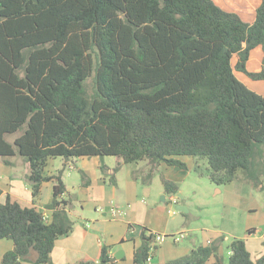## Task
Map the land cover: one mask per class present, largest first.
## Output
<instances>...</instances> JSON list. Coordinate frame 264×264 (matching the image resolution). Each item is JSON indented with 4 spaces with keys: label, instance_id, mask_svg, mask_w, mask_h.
<instances>
[{
    "label": "trees",
    "instance_id": "16d2710c",
    "mask_svg": "<svg viewBox=\"0 0 264 264\" xmlns=\"http://www.w3.org/2000/svg\"><path fill=\"white\" fill-rule=\"evenodd\" d=\"M256 46L264 50V0L252 22L214 0H0V157L23 158L32 197L29 206L9 194L0 201V239L12 241L0 264L31 251L35 264H49L56 239L73 229L62 169L44 174L52 158L115 156L109 175L100 165L115 185L123 164L148 160L149 181L160 162L183 168L179 156L201 157L212 183L263 189L264 96L234 72L264 79L246 69ZM45 181L47 217L35 206ZM162 184L177 193L173 181ZM154 236L141 229L133 264H147ZM228 247L226 260L215 241L163 264H264L243 238ZM112 260L102 245L98 260L73 264Z\"/></svg>",
    "mask_w": 264,
    "mask_h": 264
},
{
    "label": "rangeland",
    "instance_id": "374dc122",
    "mask_svg": "<svg viewBox=\"0 0 264 264\" xmlns=\"http://www.w3.org/2000/svg\"><path fill=\"white\" fill-rule=\"evenodd\" d=\"M249 79L251 80L250 77ZM255 81L264 82V79ZM85 89L87 94H92V76L86 79ZM15 135H8L7 139L11 141ZM15 155L13 156L22 160L23 163L17 164L14 171L19 181L26 186L27 191L31 194L29 183L25 178L27 165L20 155ZM13 156L6 159L10 161L11 158H14ZM84 157H88L86 159L98 157L101 159V164H104L102 160L105 158L106 162L113 166L116 165L117 160L115 156H82L69 160L56 157L50 159L52 162H49L44 168V174H51L47 172L48 169L54 173L62 169L61 178L66 185L64 197L70 200L68 214L71 212L69 217L73 220V226L75 219L79 220L74 217V214H80L86 221L94 215L100 216V213L93 209V206L98 203L90 202L87 199L86 204H79L77 201V196H83L80 184L82 183L81 173L85 174V172L78 170V166L81 164L80 158ZM178 158L184 162L185 167H166L163 162H160L153 169L149 181H145L148 160H139L124 165L123 174H120V186L116 192L118 196L113 199L112 205L115 208L119 207L125 213L133 210L134 216L131 220L136 225L142 226L145 234L152 231L154 234L165 235L164 240L161 241L162 246L168 245L174 249V252H189L193 247L213 237L226 260L228 246L234 236L244 234L246 232L245 225L249 220L262 215L263 207L259 208L257 213H250L247 207L264 204V188L254 189L239 178L235 179L231 186L216 185L209 180V167L205 158L193 156H179ZM8 168L10 165L0 157V171ZM100 173L103 174L101 171ZM162 177L169 178L177 185L176 203L172 202L169 194L165 193ZM130 179L133 180L132 183H129ZM162 195H164V200L161 198ZM21 200L24 202V198ZM106 202L105 208L108 210L112 205L111 201L107 200ZM174 204L185 206L187 211L183 213L176 210ZM81 205L84 206L83 209ZM179 232L186 233V236L175 241L174 238L178 237ZM219 234L222 238L217 237ZM151 253L152 264H159V254L153 255V250ZM253 256L255 255L253 254Z\"/></svg>",
    "mask_w": 264,
    "mask_h": 264
},
{
    "label": "crops",
    "instance_id": "0c3cea01",
    "mask_svg": "<svg viewBox=\"0 0 264 264\" xmlns=\"http://www.w3.org/2000/svg\"><path fill=\"white\" fill-rule=\"evenodd\" d=\"M214 2L224 10L236 12L246 22L253 21L255 10L260 4V0H214ZM235 60L236 57L233 56V64L235 63ZM246 69L248 71H264V50L261 46H256L250 51L249 58L246 62ZM234 72L236 77L248 88L264 95L263 81H255L257 79L252 80V78L251 81L245 73L237 70ZM86 158L88 157L80 158L81 164L78 166V170H83L85 172L86 184H80L83 196H77V201L79 204H86L87 199L90 202L98 203L93 206V209L100 213V216L94 215L90 218V220L88 219L86 221V219H83L80 214H74V217H77L79 220L74 218L75 224L72 231L68 235L61 236L56 239L50 254L51 262L49 264H73L81 259L96 261L99 258L100 248L102 245L109 246V253L113 259L111 264H133V253L134 249L140 244L142 226L136 225V223L131 220L134 216V213H132L133 210L125 213V211L119 207L115 208V206L112 205L113 199L118 196L116 192L120 186V174H123L124 165L126 164H123L118 168L116 173V184L113 185L108 181V176L105 175V173L109 175L112 172V167H114L113 164L106 162L104 158L102 162L107 166V169L105 173L101 174V159L98 157H90L91 159ZM49 162L52 161L49 160L47 164H49ZM21 163H23V161L18 158L16 159V157L11 158L9 161L10 168L0 171V188L2 189V193L0 195L1 202H3L6 195L9 194L12 199L17 200L22 205H32L31 194L27 191L26 186L19 181L16 172L14 171L15 166ZM163 163L166 167H174V165H167L165 162ZM147 166L149 167L150 164H147ZM47 172L51 174L54 173L49 169ZM132 182L133 180L129 181V183ZM232 183L233 181L224 185L231 186ZM52 185L53 182L51 181L43 182L41 184L38 198L39 202L36 201L35 203V206L43 211L46 217L49 215V212L45 209V205L51 200ZM171 195L172 194H169V196ZM62 196L63 198H66L64 197V194ZM21 197L24 198V202H22ZM107 200L111 201L112 205L108 210L105 208ZM262 207V215H260V217H255L254 219H250L245 225L246 232L244 234L234 236L235 238H243L245 240L246 248L250 252L252 259L258 258L264 252V204H260L259 206L251 205L247 207V210L250 213H257L258 209ZM81 208L83 209L84 206L81 205ZM112 209L120 212L113 215L111 213ZM70 213L71 212H69V214ZM220 236L221 234L217 237ZM213 241L215 242L213 237L208 238L202 244H210ZM156 245L158 248L153 250V255L159 254V264H163L168 259L177 258L187 253L174 252L173 248L168 245H164V247L161 242L158 244L156 243ZM11 248V240L0 239V258L6 250ZM220 253L222 252L220 251ZM253 254L255 256H253ZM34 258L35 253L31 251L25 259L21 261V264H35ZM152 260L151 256L149 264H152Z\"/></svg>",
    "mask_w": 264,
    "mask_h": 264
},
{
    "label": "built area",
    "instance_id": "2783aa9c",
    "mask_svg": "<svg viewBox=\"0 0 264 264\" xmlns=\"http://www.w3.org/2000/svg\"><path fill=\"white\" fill-rule=\"evenodd\" d=\"M176 199H177V196H176L175 194H173V195L170 196V200H171L172 202L176 203ZM119 212H120V211H116V210H114V209L111 210V213H112L113 215L116 214V213H119ZM185 236H186V233H184V232H179L178 237H175L174 240H175V241H178V239H180V238H184ZM164 238H165V235H158V234H156V235L154 236V242H155V243H159V242L163 241ZM150 260H151V254H149V256L147 257V264L150 263Z\"/></svg>",
    "mask_w": 264,
    "mask_h": 264
},
{
    "label": "water",
    "instance_id": "95a60500",
    "mask_svg": "<svg viewBox=\"0 0 264 264\" xmlns=\"http://www.w3.org/2000/svg\"><path fill=\"white\" fill-rule=\"evenodd\" d=\"M178 196H180L179 193H178ZM161 198L164 200V195H162ZM174 208H175L176 210L180 211V212H183V213L187 211L186 207L183 206V205H180V204H174Z\"/></svg>",
    "mask_w": 264,
    "mask_h": 264
}]
</instances>
